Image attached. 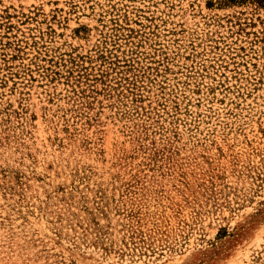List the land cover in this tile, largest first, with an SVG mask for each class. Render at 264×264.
<instances>
[{
	"label": "rangeland",
	"instance_id": "1",
	"mask_svg": "<svg viewBox=\"0 0 264 264\" xmlns=\"http://www.w3.org/2000/svg\"><path fill=\"white\" fill-rule=\"evenodd\" d=\"M0 264H264V0H0Z\"/></svg>",
	"mask_w": 264,
	"mask_h": 264
}]
</instances>
